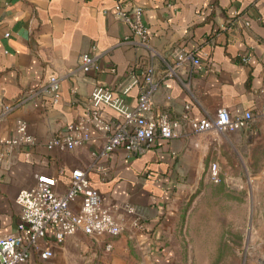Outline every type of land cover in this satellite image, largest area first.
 Here are the masks:
<instances>
[{
	"label": "crops",
	"instance_id": "crops-1",
	"mask_svg": "<svg viewBox=\"0 0 264 264\" xmlns=\"http://www.w3.org/2000/svg\"><path fill=\"white\" fill-rule=\"evenodd\" d=\"M127 1L143 8L145 44L113 17L114 0H0V99L12 106L4 113L0 105V139L12 136L15 121L22 119L35 140L14 148L0 164V235L15 230L20 189L43 182L62 194L71 170L86 169L101 202L116 206L115 214L123 215L125 205L135 209L118 236L95 240L78 232L103 246L98 255L103 264H127L129 258L133 264H169L171 250L159 251L160 235L184 217L194 192H205L211 164L217 165L218 182L223 176L226 192L235 177L264 184V0ZM180 49L199 62L187 61L167 76ZM85 53L94 56L100 70L80 71L79 57ZM132 64L139 76L153 68L152 112L178 120V137L158 138L142 153L120 147L105 156L107 135L91 128L90 138L72 150L46 147L52 134L84 115L94 86L114 88ZM51 76L60 85L56 103L47 92ZM138 91L134 86L123 97L129 108L136 105ZM185 105L194 119L219 108L249 110L253 119L247 129L197 135L181 118ZM102 112L114 122L121 119L110 107ZM239 146L247 148L244 155L233 153ZM236 158L247 161V167L234 169ZM251 223L259 225L257 257L264 261V215ZM49 239L47 233L42 243ZM72 241L67 237L57 250L71 247ZM105 244H111L109 250ZM258 259L247 264H259Z\"/></svg>",
	"mask_w": 264,
	"mask_h": 264
},
{
	"label": "built area",
	"instance_id": "built-area-1",
	"mask_svg": "<svg viewBox=\"0 0 264 264\" xmlns=\"http://www.w3.org/2000/svg\"><path fill=\"white\" fill-rule=\"evenodd\" d=\"M143 8L130 5L127 0H114L113 17L125 23L140 44L148 39V28L143 22ZM8 34L6 33L5 36ZM244 60V59H243ZM198 64L192 52L178 50L175 53V63L166 75L171 76L183 63ZM132 64L126 77L114 88L96 85L88 97V105L84 115L75 122L68 123L62 132H56L46 142L48 149L72 150L81 146L89 138L91 128L106 134V142L101 152L110 156L117 148H124L130 154L142 153L151 148L158 138L170 140L180 135L179 121L172 119L167 113L154 115L152 112V93L155 90L154 70L146 68L139 76L134 72ZM79 69L86 73L100 70L94 56L87 53L79 57ZM113 71V70H112ZM137 86L138 97L134 107L129 108L123 102V97ZM59 80L51 76L47 84V92L52 101L59 99ZM3 112L12 109L4 105L0 99ZM113 109L120 121H112L103 115L102 107ZM189 106L185 105L181 118L187 120L192 133L224 134L247 129L253 119L249 110L236 109L229 112L219 108L214 115L194 119L189 116ZM34 138L27 132V124L17 119L12 136L0 139V164L10 158L14 148L34 145ZM211 178L218 181L217 165L210 166ZM18 206V221L15 230L0 235V264H26L33 254L46 261L52 258L56 250L62 247L65 239L78 232L93 239L102 236H118L125 228L127 219L135 214L133 206L125 205V213H114L116 206H107L101 202L99 192L91 185L88 170L74 168L66 190L59 194L43 182L30 188H22L15 197ZM76 204L78 207L76 208ZM138 225L137 221L133 226ZM47 233L50 239L47 244ZM111 244H105L109 250Z\"/></svg>",
	"mask_w": 264,
	"mask_h": 264
},
{
	"label": "rangeland",
	"instance_id": "rangeland-1",
	"mask_svg": "<svg viewBox=\"0 0 264 264\" xmlns=\"http://www.w3.org/2000/svg\"><path fill=\"white\" fill-rule=\"evenodd\" d=\"M246 151L247 148L239 146L233 153L244 155ZM232 163L234 169L242 167L243 163L247 167V161L237 158ZM208 165L209 160L205 162L207 171ZM220 176L217 183L209 181L204 193L194 192L189 197L184 217H179L172 227L161 233L158 248L159 251L164 247L165 251L171 250L169 264H247L258 259L259 225L252 224L251 220L257 222L261 213L264 215V184L257 178L247 184V176L235 177L229 181L230 188L226 192V184ZM69 237L73 240L71 247L57 250L55 256L46 261L35 256L28 264H103L102 258H98L99 252L104 251L102 245L80 233ZM133 263L131 258L127 259V264Z\"/></svg>",
	"mask_w": 264,
	"mask_h": 264
},
{
	"label": "water",
	"instance_id": "water-1",
	"mask_svg": "<svg viewBox=\"0 0 264 264\" xmlns=\"http://www.w3.org/2000/svg\"><path fill=\"white\" fill-rule=\"evenodd\" d=\"M259 264H264V261L260 259Z\"/></svg>",
	"mask_w": 264,
	"mask_h": 264
}]
</instances>
